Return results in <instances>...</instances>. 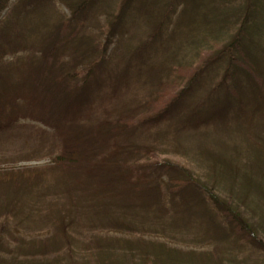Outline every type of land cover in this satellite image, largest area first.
Here are the masks:
<instances>
[{"label": "rangeland", "instance_id": "obj_1", "mask_svg": "<svg viewBox=\"0 0 264 264\" xmlns=\"http://www.w3.org/2000/svg\"><path fill=\"white\" fill-rule=\"evenodd\" d=\"M21 1L9 0V7L1 19L5 13L14 10L24 36L32 43L46 30L47 21L38 17L27 19V14L20 16L23 5H15ZM122 1L100 0L98 7L94 6L88 16L80 20L83 33L80 34L81 30L74 25L61 35L70 37L73 50L91 44L104 49L109 21H113L109 15L117 13L118 8L115 9ZM152 1L148 6H155V10L163 3ZM223 1L192 0L189 5L181 1L173 13V26L167 27L161 41L145 51L142 57L133 58V54L143 50L149 39L147 35L155 28L154 16L157 17L154 11L145 14V18L136 17L139 12L136 5L133 13L124 16L116 36L110 39L107 57L101 65L104 69L100 85L99 81L91 83L92 94L97 97L95 102L99 104V99L105 97L103 111L106 112L107 108L120 115L134 109L132 116L126 115L133 117V123L165 109L236 31L233 24L221 27L213 22L215 13L222 11L220 16L231 19L242 13L241 7L245 9L243 6L251 0ZM45 5L50 10V25L55 16L71 18V12L62 0H52ZM213 8L219 11L214 13ZM55 13L58 15L52 17ZM179 18L181 27L175 30ZM252 29L255 32V27ZM48 31L52 30L49 28ZM1 37H4V31L0 28ZM170 38L176 42L170 43ZM30 55V50L21 51L7 56L2 63V71L10 75L12 87L6 99L1 101V109L6 103L7 109L0 111V225H7L3 239L7 249H11V257L16 259L13 264H33L30 260L35 256L34 264H79L78 261L87 264V260L93 257L120 258L125 262L119 263L128 264L130 261L123 254L131 249L130 242L136 240L149 244L148 250L156 243L165 244L169 250H181L184 259L186 252L210 253L215 260H208L205 264L216 261L222 264H264V251L254 247L239 250L237 239L233 243L220 240L212 226L217 222L226 228L225 217L206 195L205 202L199 199L196 187L201 181L222 201H228L264 241L263 127V130L254 128V137L246 139L239 132L238 135L235 131L226 135V131L217 129L211 131V137L191 131L176 133V123L171 126L165 123L151 128L139 138L132 135L118 138L122 152L126 154L127 150H135L136 153L132 157L118 154L107 160L101 144L74 143L73 126L51 128L40 121L41 114L20 111L17 104L22 91L16 88L29 76L27 57ZM31 67L38 68L32 62ZM37 71L32 69L33 73ZM220 76L219 68L215 80L212 76H205L202 80L207 79V84L213 86ZM116 79L126 82L128 90L122 93L117 88L111 96V85ZM199 93L204 95L206 92ZM102 115L99 113L92 118ZM152 149L158 157L155 162L160 163L166 158L180 165L183 172L193 175L190 179L193 184L184 183L180 178L167 182V177L161 179V176L155 184L151 182L154 174H150L144 182L143 191L147 194L132 193L137 175L129 165L136 159L142 162L143 153L148 151V154ZM58 157L62 161L53 163L52 159ZM115 167L121 168L119 171L126 182L117 181L112 174ZM120 198L132 203L135 215L127 213L124 202L117 204ZM62 220L71 223L63 228L65 234ZM119 220L132 228L107 227L109 221L116 223ZM208 229L213 232V237ZM86 249L91 251L86 252Z\"/></svg>", "mask_w": 264, "mask_h": 264}, {"label": "trees", "instance_id": "obj_2", "mask_svg": "<svg viewBox=\"0 0 264 264\" xmlns=\"http://www.w3.org/2000/svg\"><path fill=\"white\" fill-rule=\"evenodd\" d=\"M50 1L52 0H22L15 5H23L20 16L27 14V19L38 17L47 21L46 30L38 35V38L39 36L40 38L30 43L29 39L24 36L23 29L17 20L19 16L14 10L11 9L8 12L9 14L5 13L1 19L4 10L9 7V0H0V28L1 31H4V37L0 38V71L3 74L2 80L0 79V111L3 112V109H7V103L1 109V106H3L1 101L3 102L6 99V95L11 92L12 87L10 75L4 74L2 71V68H4L2 63L9 55L30 50L31 55L27 57V64L30 66L29 76L27 78L26 74L27 79L20 81L16 88L22 91L18 97L21 100L17 104L20 111L41 114L40 121L51 128L73 126V134H71L74 143L77 142L83 145L101 144L102 150L105 151L104 159H111L118 154L122 157L134 156L135 150H127V155L121 151L118 138L127 135L139 138L141 135L149 133L151 128L161 127L165 123L170 124V126L176 123L174 127L178 130L175 131L173 128L176 133L191 131L204 137H209V135L211 137V131L217 129L226 131V135H232L233 131H235V135H238L239 132L246 139H250L254 137V128L263 130L264 17H261L264 13V0H251L243 6L245 9L241 7L240 12L242 13L231 19L220 16L222 11L213 8L212 12L219 11L213 16V22L221 27L230 24L237 27L232 38L214 52L206 65L195 73V76L188 81L165 109L136 123L131 122L133 117H129L132 116L134 109H128L130 110L128 113L121 112V115L115 114L107 108L104 112L106 98H100L99 104H97L95 102L97 97L91 91V83L102 79L104 67H101V65L104 64L107 57L110 39L116 36L121 28L124 16L133 13L136 5L139 10L136 17L145 18V14L151 11L157 12V17L154 16L155 28L153 27V31L147 35L149 39L145 41L143 50L140 49L139 53L133 54V58L142 57L146 54L145 51L155 47L161 41V36L167 27L173 26V13L181 5V1L189 5L192 0H148L147 3H144L145 0H121L122 2L115 9L118 8L117 13L109 15V18H113V21H109L107 46L102 49L99 45L94 46L95 44H91L90 47L81 50H73L70 45V37L64 34L61 35V32L64 30L69 32L68 29L77 25V30H81L80 34L83 33L84 27L80 20L87 17L94 6L98 7L101 3L100 0H79L78 2L62 0L71 12V18L64 19L61 16H55L58 15L57 13L52 14V17H55L51 25L48 13L50 10L47 9L48 5H45ZM151 1H161L163 3L155 10V6H152V8L148 6ZM222 2L224 1L222 0ZM225 6L228 9L229 4L227 3ZM180 23L181 19L179 18L175 30L181 27L179 26ZM253 27H255V32H253ZM49 28L52 31H48ZM178 39L181 41V37ZM38 41L39 43L36 45ZM174 42H176L175 39L170 40V43ZM35 54H37V57ZM31 62L36 64L38 68L31 67ZM219 68L221 69V76L212 83L213 86L207 84V79L202 80L205 76H212L215 80L216 69ZM32 69L38 71L33 73ZM100 82H98L99 85ZM117 88L124 93L125 90H128V85L126 82L116 79L111 85V96ZM203 90L206 93L201 95L199 92ZM21 103L25 105L21 106ZM99 113H103L102 117L92 118L93 115ZM85 121L88 124L85 125ZM262 132L260 131V133ZM131 144L135 145L134 143ZM174 145L172 144V146ZM147 152L143 153L145 158L142 159V162L139 161L140 159H136L129 165L132 166L133 173L137 175L134 184L135 190L133 188L132 193L147 194V191H143L146 187L144 182L150 174H154L151 182L155 184H157L156 180L160 179V176L161 179L167 177V182L176 178L184 180V183L189 184L191 182L190 179L193 175L188 171L183 172L180 165L171 163V160L166 158L165 161L160 163L155 162L158 159V157H155V150L152 149L148 154ZM60 161L62 159L59 157L52 159L53 163ZM82 163L88 164L89 161H83ZM120 169V167H115L112 174L117 181L126 182V179L122 176L123 174L119 171ZM192 180L194 181L193 178ZM236 181L237 178L233 184ZM196 187L199 189L197 190L199 199L205 202L204 196L206 195L225 217L226 228L223 227L222 223L217 222H214L212 226V230L220 240L233 243L237 239L239 250H250L251 247H254L264 251V241L257 234V230L243 221L228 201H222L201 181L197 182ZM192 190L195 191L193 188ZM121 192L123 193V191ZM119 202H124L123 204L128 208L127 213L129 215L136 214L135 209L131 207L132 203L127 202L124 198H120L117 202L118 205ZM61 222L62 230L71 224H66L65 220ZM107 227H120L127 230L132 228L123 220L116 223L109 221ZM6 228L7 225H0V264H13L16 259L11 257V249H7L8 247L3 239ZM210 230L208 229V231ZM63 233L65 234L66 231L63 230ZM210 236L213 237L212 231H210ZM67 243L69 244V242ZM130 244L131 249L123 254L127 255V261H130L128 264H205L208 260H215L207 252H186V259H184V252L178 249L169 250L165 244H153L154 248L150 250H148L149 244H143L141 240L132 241ZM86 250H88L86 252L91 251L90 249ZM6 254L10 257L9 259L6 258ZM36 259L35 256V259L30 261L35 263ZM87 261V264H125L122 263L125 261L120 258L101 259L93 257ZM118 261L122 262L119 263ZM78 262L79 264L86 263ZM212 264L222 263L216 261Z\"/></svg>", "mask_w": 264, "mask_h": 264}]
</instances>
